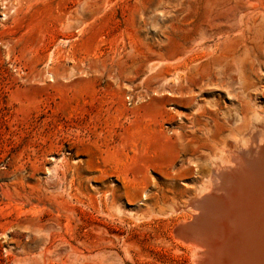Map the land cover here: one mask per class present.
Listing matches in <instances>:
<instances>
[{
	"label": "rangeland",
	"instance_id": "1",
	"mask_svg": "<svg viewBox=\"0 0 264 264\" xmlns=\"http://www.w3.org/2000/svg\"><path fill=\"white\" fill-rule=\"evenodd\" d=\"M215 3L0 0V264H191L141 204L180 167Z\"/></svg>",
	"mask_w": 264,
	"mask_h": 264
},
{
	"label": "bare ground",
	"instance_id": "2",
	"mask_svg": "<svg viewBox=\"0 0 264 264\" xmlns=\"http://www.w3.org/2000/svg\"><path fill=\"white\" fill-rule=\"evenodd\" d=\"M215 2L221 14L190 39L216 55L189 80L186 92L193 88L201 101L188 108L189 132L173 131L180 167L152 170L167 187L154 185L142 214L177 217L170 237L191 264H264V0ZM99 255L125 264L112 249Z\"/></svg>",
	"mask_w": 264,
	"mask_h": 264
}]
</instances>
